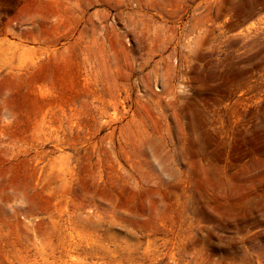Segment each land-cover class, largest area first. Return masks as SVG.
Listing matches in <instances>:
<instances>
[{
    "label": "rangeland",
    "instance_id": "1",
    "mask_svg": "<svg viewBox=\"0 0 264 264\" xmlns=\"http://www.w3.org/2000/svg\"><path fill=\"white\" fill-rule=\"evenodd\" d=\"M0 264H264V0H0Z\"/></svg>",
    "mask_w": 264,
    "mask_h": 264
}]
</instances>
